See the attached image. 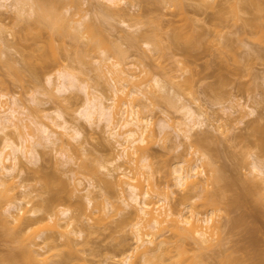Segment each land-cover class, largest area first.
<instances>
[{"label": "rangeland", "instance_id": "1", "mask_svg": "<svg viewBox=\"0 0 264 264\" xmlns=\"http://www.w3.org/2000/svg\"><path fill=\"white\" fill-rule=\"evenodd\" d=\"M64 1L65 6L60 11L68 19L79 20L81 15H87V20L93 21L94 19L96 25L103 26L104 34L102 33L101 36L107 44L101 42L102 45L108 48L110 46L112 49L111 45L114 42L121 44V48L126 50L123 55L126 57H122L124 62L121 59L123 65L138 76L139 80L144 81L143 93L141 90L142 94L139 93V96L134 97L139 98V104L146 107L145 114L151 115L149 117L152 118L151 127L146 135L152 141L150 142V160L148 163L151 165V171L154 172V181L157 185L161 189L167 190L169 195L171 191L176 190L175 193L177 194L174 193V196L179 198L184 192L174 186L173 169L182 159L197 158L193 153L196 149L200 151V155L205 154L207 158L213 154L216 164L224 168L225 181L221 182V185L227 181L233 187L231 192L227 193L228 198L226 197L217 203L219 210L215 211L218 216L214 215V223L221 225L226 218L241 219L244 217L245 220L243 222L244 218L241 219L243 223L241 222V225L230 230L228 228H215L214 230L215 225L213 223L211 228L214 232H218H215L213 237H221L222 243L226 245L222 244L221 241H215V238L213 249L216 251H205L206 255L213 256L215 252L221 249H219L221 244L225 245L221 246L222 249L227 248V250L242 247L246 248V252L239 251L237 255H245L244 258L247 256L245 258L247 261L254 257L258 264H264V174L259 175L253 170L254 163H257L264 173V151L262 152L258 146L259 135L252 132L254 126H264V43L259 39L262 32L260 31L259 34L258 30V26L264 23V10H262L261 5L259 6L263 3L264 9V0H259L261 2L258 3L259 11L256 9V2L259 1L256 0H252L256 2L249 0L251 4L253 3V7L251 4V6L247 5L249 3L246 0H168V2L167 0H127V4L122 6L123 11L129 13L126 16H122V12L119 15L114 8L109 13L98 11L100 3L102 5L108 4L106 0H79L80 5L78 7L73 4V0ZM13 2L14 0H0V19L5 25L3 33L6 31L0 35V94L7 96V98H2V100L8 99L7 107L12 106L14 101L27 107L30 114L32 113V117L25 119V123L30 125V130L34 132L36 140L41 142L37 147L40 159L27 160L19 153L22 156L20 166L23 172H20L18 183L24 184L26 192H30L31 196L29 195L30 197H27L25 202L31 201L29 205H26L31 208L34 203L49 196L48 193H43L45 175L65 182L67 188L62 193L63 204L57 208H71L73 211L70 215L71 218L74 215L81 216V221L72 218L74 221L73 228L81 231V233L70 235L77 245L76 259L71 262L68 256L61 258L54 255L55 257L49 261L51 264H74V262L75 264H124V260L131 257V264H142L141 260L132 252L136 246V241L130 222L137 219L135 211H118V207L125 208L123 201H121L123 194L118 188L113 194H109L105 189L104 181L112 179L108 170L114 169L111 162L115 161L121 152L118 143L110 136L111 131L107 127L105 118H99L96 115L94 119L90 120L86 116V94L81 89L75 88L65 94L58 90L59 82L55 76H53L52 83H49L46 77L36 80L29 73H25L19 79L14 71L9 68V65L16 68L23 67L22 59L25 52L23 47L25 41L22 39L25 25L17 20L16 9L12 6ZM254 3H256V7H254ZM32 20H34V16L31 18ZM34 31L32 32L36 33ZM173 33L178 35L180 39H178V43L181 45H176L177 48L174 44V47L171 45ZM4 35L6 42L1 40ZM43 35L46 37L42 39L45 40L46 38L49 41L47 38L49 30H44ZM105 35L107 39L104 37ZM126 35L137 37L136 42H138L135 46H131L129 42L125 41L124 36ZM146 35H154L158 38L161 43L158 42L164 47L161 46L164 53L155 51L153 47H147L142 38L138 39L139 36L145 37ZM65 38L63 39L66 42L67 48L65 47V49L68 51L66 52L59 47V42H55L57 48L52 56L53 67L56 70L65 68L80 77L86 78L90 85L98 87L105 98H112L111 77L106 74V69L102 71L99 67L103 65L101 66L103 68H100L104 69L105 61L102 62V59L106 54L112 55L113 51L108 50L107 53H103L106 47L102 46L101 48V44H98L102 40L99 36L97 39L100 41L98 40L96 44L99 45L100 49L95 44H93L95 48H92V40L88 32L85 39L80 41L75 42L70 37ZM156 38L154 39L157 40ZM182 43L191 51L185 52ZM77 47L80 48L81 54L79 55ZM162 53L163 55H160ZM188 54L189 56H187ZM76 55L81 56V58L78 59L79 57L77 58ZM153 78L159 79L167 90L159 91L154 87L151 81ZM180 85L184 88L181 89ZM176 86H179L181 90L178 87L177 89ZM51 94H54L55 99L56 96L59 99L52 100ZM165 96L172 99V106L166 102L169 99L166 100ZM115 100L113 102L106 99L105 103L117 105L118 99ZM184 104L191 105L194 109L201 108L207 113L203 125L193 130L191 140L184 139L182 132H180V129H187L192 126V122L186 118L183 111ZM58 113L62 114V118L58 117ZM22 117L25 118V115ZM65 121L75 126L79 132L77 139L64 137L70 143L67 153L52 146L47 133L43 132L45 126L58 134H66V131L59 127V124L65 125ZM198 138H208L207 143H209L208 141L210 143L199 146ZM15 140L20 143L17 138ZM192 145L193 150L190 149ZM3 147L0 139V151L3 150ZM3 151L4 156L10 152L9 149ZM207 160L205 159L206 162ZM205 161L203 160V163L200 164L199 170L208 169L205 166ZM6 164H10V162L6 161ZM114 165L116 167L122 166L129 171H132L131 169L135 166H129L130 164L127 165L123 160H117ZM36 169L39 171L36 172ZM132 173L134 174V172H130L133 176ZM207 175H198L197 177L203 183L204 180L208 179ZM141 176L140 179H143L144 182L146 179ZM254 180L258 182L255 183L259 184L260 187L256 190L253 189L259 192L258 196L248 185L250 181L253 182ZM146 182L148 181L144 182L145 185ZM166 184L170 186V188L168 186L169 190L166 189ZM203 185L207 188L210 184L203 183ZM76 188L80 191H75ZM87 191L92 192L93 206L80 214L76 208L79 203L83 202L82 195ZM18 194L21 195V191ZM260 194L263 195V198H260ZM125 196L129 199V192H126ZM234 197H237L240 203L244 204L243 201L247 199L246 202L249 203L248 206H245L246 203L244 204L245 209H239L229 214L226 203H228L229 198ZM172 200L174 201V198ZM6 202L7 198H0V213L4 216L8 215V212L3 213ZM192 203L198 205L199 208L196 210L199 209L203 212L201 213L203 218V214L205 211L207 212L202 207L204 199L199 197ZM255 204L256 206L260 205V207L254 206ZM98 205L100 209L95 208ZM103 207L105 208L102 209ZM100 210H104L105 214ZM180 210L183 209L180 208ZM189 210L185 209L184 212ZM13 211L15 212V209L11 212ZM101 213L103 216L100 215ZM189 213L193 217L196 214L192 210V212L185 214L186 217H190ZM192 213L195 214L192 215ZM196 215L201 217L200 214ZM98 216L101 219H97ZM2 222L4 223L3 218L0 220V264H25L26 262L11 263L4 260L11 253L19 251L21 245L6 240L9 237L6 233V226L2 225ZM249 227L253 228V232ZM206 228V232L208 230V232L213 233L211 228ZM247 228L251 232H248ZM147 230L143 229V232L145 233ZM164 232L168 233H164L168 243L166 242L163 247H169L173 252L176 239L171 236V232ZM250 233H255L254 237ZM52 235L56 237L59 236V233L53 232ZM208 235L212 237L211 234L208 233ZM65 242V239L58 240V251H51L48 255H53V253L67 255L73 252L74 250L65 246ZM216 242L220 244L219 247L216 246ZM35 244L31 245L32 248L39 249L41 253H45L48 249L41 239L36 240ZM192 244L193 246L187 245L191 248H198V245L196 246L193 242ZM172 245L174 246L172 247ZM191 250L193 251L195 248ZM172 252L170 254H174ZM163 253L166 252L158 254L163 255L164 261H161L164 264H174V260L169 259L170 255ZM208 260L212 261V258L209 257ZM247 261L246 264L250 262Z\"/></svg>", "mask_w": 264, "mask_h": 264}, {"label": "bare ground", "instance_id": "2", "mask_svg": "<svg viewBox=\"0 0 264 264\" xmlns=\"http://www.w3.org/2000/svg\"><path fill=\"white\" fill-rule=\"evenodd\" d=\"M106 1L108 4L102 5L100 3L99 8L97 9L98 11L100 10L101 12L109 13L112 11V8H114L117 10V13L119 15L121 14V12L122 16H126V14H129L126 11H123L124 9L122 8L123 5L127 4V0ZM246 1H248L247 3H249L247 5L251 6L253 4H251V2H256L259 0H250L251 2H249V0ZM256 3L257 7L255 6ZM256 3H254V7H256L257 10L260 5L262 7V10H264L263 3L259 4V6L258 3L261 2L259 1ZM73 4L78 7L80 5L79 0H73ZM12 6L16 9L17 20H19V22L21 23L23 22L25 25L23 29L24 33L22 36V39L25 41V44L23 46L25 52L23 53L22 59L23 67L16 68L12 65H9V68L14 71L16 77L19 79H21L25 73H29L36 80H41L43 77H46L47 81L49 83H52L53 76H55L57 81L59 82L58 90L65 94L70 92L71 90H74L75 88L81 89L86 94V116L90 120L94 119L96 115L99 118H105V120L107 121V127L111 131L110 136L120 146L121 152L119 153L118 157H116L117 159L111 162V165H113L114 169H108L112 179L105 180L104 185L106 191L109 194L115 193L117 188L120 189L121 193L123 194H121L123 196L121 201H123L122 203L123 205H125V208L118 207V211H135L137 219H134V221L130 222L132 225V232L136 241V246L135 248H133L132 252H134L136 257L141 260L142 264H164V260L162 259L163 255H158L160 254V252H166L163 254L170 255L169 259H173L174 264H246L245 262L247 261V259L245 258H247V256L244 258L243 256L245 255H237V252L245 251L246 248L240 247L235 248L234 250L232 248V250L229 249L230 251L227 250V248H223V250L221 246H225L226 244L222 243L221 237H215L217 240L213 237L214 233L217 232H214L215 228H228L230 230L231 228H236V226L241 225V222H244L245 220L244 217V219L241 218L243 219L242 221L240 218H226L225 222L221 225H217L216 223H214V217L217 215V212L215 211L219 210V208L217 207V203L225 199L226 197L228 198L227 193L231 192L233 186L231 187V185L227 183V181L224 185H221V182L225 181V170L222 166L219 167L216 164L213 154H211L209 158H207L205 154L200 155V151L196 149L193 153L197 158L182 159L178 162L177 166L174 167V186L175 188L177 186V189L180 188L184 192L182 195L179 194V198L178 196H174L175 194H177L175 193L176 190H173L174 192L169 191L171 193L169 195L167 190L165 191V189H161L160 186L157 185L156 181H154V172L151 171V165L148 163L150 160V142L152 141H150L151 139L149 140L146 136L147 131L151 127L152 118L149 117L151 115L147 116V114H145L146 107L139 104V98H136V95H138L139 93H143L142 86H144L145 84L144 81L139 80L138 76L134 75L123 65L124 59L122 57H124L123 55L125 54L126 50L124 51V49L121 48V44H116L114 42V46V43L112 44L109 41L112 44V49H110V46L109 48L105 46L107 42L106 40L103 41V38L101 36L104 32V27L99 24L96 25L97 23L94 22L93 18V21L87 20V15H81V18L79 20L72 18L68 19V17L60 11V9L65 6L64 0H14ZM179 6L181 7V5ZM33 16L34 20H32V22L31 18ZM3 30H5V25L0 19V35H3L6 32L5 31L3 33ZM33 30H35L34 32L36 33H33ZM44 30H49V35L47 36V38H49V41L46 38L45 40L42 39L46 37L43 35ZM258 30L259 34L261 31L262 35H264V23L258 26ZM87 32L90 34L92 40V42L90 40V42L92 43H90L91 47L93 44L97 45L98 47L101 44L100 46L102 48L103 45L101 42H103L105 44L104 46L106 47L104 48L106 50H104L103 53H107L108 50L113 51L112 55L106 54V56L103 57L102 62L105 61V64L103 63L104 69H101L103 68L101 67L103 65L100 66L101 68L99 67V69L102 71L106 69V74L111 77V85L113 88L112 98H105L98 87L90 85L86 78L80 77L65 68H59L56 70L55 67H53L52 56L57 48L55 42H59V47L63 48V50H66L67 52L68 50L65 49L66 42L63 39H66L65 37H70V39L74 40L75 42L80 41L81 39H85ZM260 35L259 39L262 43H264V36L262 37V35ZM98 36L100 39H102L101 41L97 39ZM140 36L138 37V39L142 38L144 40L143 43H145L147 47H153L155 51L163 52V50H161V42L154 35H146L145 37ZM104 37L106 38L107 36L105 35ZM124 37L123 38L125 39V41L129 42L131 46H135L138 42H136L137 37L134 38V36L132 35H126ZM154 38H156L157 40H155ZM152 39H154L156 42ZM178 39V35L174 34V36L171 37L172 44H170H174L175 47L176 45H181L178 43ZM1 40L3 42H6L5 35L1 38ZM46 40L48 42H45ZM98 40L100 41L98 42L99 45L96 44ZM110 43L108 44L110 45ZM92 48H95L94 45ZM79 49L80 48L77 47V50ZM184 51H187L188 53L191 50L189 47H185ZM78 52V55L81 54L80 50ZM163 53L160 55H163ZM189 54L187 56H189ZM78 55H76L77 58L79 57ZM80 58L81 56L78 59ZM121 59L123 60V62ZM151 81L153 82V86L156 87L159 91L167 90L166 86L159 79L153 78L151 79ZM177 87L179 88V86H176V88ZM180 87L181 89L184 88H182L181 85ZM50 97L55 101L57 98L59 99V97L57 96L55 99L54 94H51ZM2 98H7V96L5 94H0V134H2V136H0V139L4 146L3 150L9 149L10 152L8 153V155L4 156V151H0V198H7L3 213L5 214L8 212V215L6 216L0 213L2 215H0V220H2L3 218L4 223L2 222L3 224H1L6 226V233L9 237L6 240L10 242L20 243L21 245L19 251L11 253L4 260L11 263L26 262L27 264H51L49 259H52L55 256H59L61 258H65L66 256H68L69 260L73 262L76 259L75 255H77L78 249L76 248L77 245L74 242L73 237H71L70 235H78V233H81V231L73 228L74 221L72 218L76 219L77 221H81V216L74 215L71 218L70 215L71 213H73L71 208H57L58 206H61L63 204L64 198L62 196V193L67 188V184L49 175H45V177L43 178V193H48L49 196L43 198L37 203H34L31 208H28L26 206L29 205L31 201L25 202V199H27V197H30L31 195L30 192H26V187L24 186V184L18 183V179L20 177L19 175H21L20 172H23V170L21 169L22 167L20 166L22 156H20L19 153L26 157L27 160H37V158H39L37 147L41 144V142L36 140L34 132L30 130V125L25 123V119H31L32 117V113L30 114L27 107L16 101L11 104L12 106L9 105V107H7L9 103L8 99L2 100ZM116 98L118 99L117 105H115V103H105L106 99L115 102ZM165 99L167 100L169 98L166 97ZM171 100L172 99L170 98L168 101H166L171 104L170 106L173 105V101L171 102ZM183 111L186 118L190 122H192V126L187 129H180V132H182L184 139L191 140L193 136V130L198 129L203 125L204 121L206 120L207 113L201 108L194 109L193 106L188 104L183 105ZM23 115H25V118L22 117ZM57 115L58 117L62 118V114L58 113ZM59 127L63 128L66 131V134H58L51 131L48 127L45 126L43 127V132L47 133L50 144L52 146L58 148L64 153H67L69 151L68 148L70 143L64 137L67 136L71 139H77V137L79 136V132L77 131L75 126H72L71 124H69V122L66 121L65 125L59 124ZM252 132L259 135L260 138H258V146L263 152L264 126H254ZM16 138L20 141V143H17V141L15 140ZM207 140L208 138H198L197 143L199 144V146H205V144L210 143V141H208L209 143H207ZM190 149L193 150V145L190 146ZM191 150L189 151L192 152ZM205 159H208L207 162L205 161ZM117 160H123L127 163V165L129 163V166H135H132L133 168L130 167L132 168V171L127 170V168L124 169L122 166L116 167L114 164L115 162H117ZM203 160L206 162L205 166L206 168L208 167L207 170H199L200 164L203 163ZM6 161H9L10 164L7 165ZM215 164L217 165V167ZM253 170L256 171L259 175L264 174L259 164L257 163H254ZM35 171L37 172L39 170L36 169ZM130 172H134V174L132 173L133 176L130 174ZM206 172L208 173V175L206 174ZM145 174L148 175L147 178ZM198 175L208 176V179L204 180L203 182L204 184L207 183V185L210 184L207 188L205 185H203L202 180L198 179ZM140 176L143 178L145 177V181H148L146 182V185L144 183L145 181L143 182V179H140ZM208 180H210L211 182H209ZM255 182L257 181H250L248 185L252 188V191L254 193L256 192L255 195H257L259 192L254 191L253 189L256 190L259 187V184H257L258 182ZM168 186L166 189H168ZM20 191L21 195L18 194ZM75 191L80 190L76 188ZM126 192H129V199L125 196ZM260 196V198H263V195L260 194ZM199 197L200 199L201 197L204 199L205 205L202 203V207L208 212L207 213L205 211L206 214H203V218L201 216V213L203 212L199 211L198 209V213V211L196 210V208H199L198 205H194V203H192L193 200L198 199ZM172 198H174V201L172 200ZM82 200L83 202L79 203L76 208V210L80 211V214L93 206L94 200L92 197V192L87 191V193L82 195ZM256 200L254 201L255 203ZM246 201L243 202L244 204H247L245 206H248L249 202L247 203ZM244 204L242 202L240 203L237 197L229 198L228 203H226L227 207L229 208L228 213L230 214L236 210H243V208L245 209L246 207H244ZM181 205L185 208H182ZM193 205L196 207H194ZM254 206H256V204ZM256 207H260V205ZM95 208L100 209L99 205ZM104 208L105 207H103L102 209ZM180 208L183 210H180ZM13 209H15V212H11ZM185 209H192L193 212L198 215L200 214L199 216L201 217L199 218L195 213V215L192 213V215H194L195 217L194 218L193 216H191V213H189L190 217L188 216V218L185 214L190 211L192 212V210H189L185 213ZM255 209H253V211H255ZM100 211L103 212L104 210ZM40 213H43L44 215H40ZM103 213H101L100 215L103 216ZM98 217L97 219H101L100 217ZM213 223L215 225L214 230L213 228H211L213 226ZM206 227L208 229L211 228L210 230H213V233L208 232V230L206 232ZM252 227H249L251 231L253 228H255ZM143 229L148 230L144 233ZM247 230L248 232L250 231L248 228ZM164 231L171 232V236H173V238L177 240V242L175 240V246L172 245V247L174 246L175 249L170 246V248L175 250H173V252L171 249H169V247H163L166 242L168 243V241L165 240V234L167 232ZM53 232L59 233V236H53ZM208 233L211 234L212 237H210ZM250 234H252L253 237L255 235V233ZM38 239H41L42 242L47 245L48 249L45 253H41L39 249L32 248L31 245H36L35 242ZM60 239H65V246L74 251L67 255H62L61 253H53V255H48L51 251H58L59 245L57 241ZM214 239L215 241H221V243L225 245L221 244V246L219 247L220 244L216 242V246L219 247V249L221 248L222 250L220 249L219 251L215 252L213 256H207L206 252H208V250L216 251L213 249V246L215 245ZM192 242L196 246L198 245L197 249L196 247H188L187 244H189V246H193ZM38 245L41 246V244ZM189 248H195V250L197 251H192ZM42 249L44 250V248ZM170 252L174 254H170ZM209 257L212 258V261L208 260ZM130 258L131 257L124 260L123 263L131 264ZM155 259H157V262H155ZM247 262H249L248 264H258L254 257L248 259Z\"/></svg>", "mask_w": 264, "mask_h": 264}]
</instances>
